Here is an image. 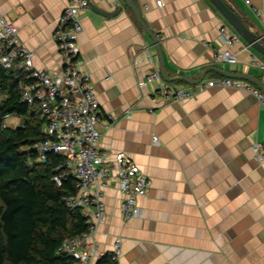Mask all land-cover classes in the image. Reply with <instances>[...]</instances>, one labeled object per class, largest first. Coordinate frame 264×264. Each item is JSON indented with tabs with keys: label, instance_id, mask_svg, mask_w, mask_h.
I'll list each match as a JSON object with an SVG mask.
<instances>
[{
	"label": "crops",
	"instance_id": "1",
	"mask_svg": "<svg viewBox=\"0 0 264 264\" xmlns=\"http://www.w3.org/2000/svg\"><path fill=\"white\" fill-rule=\"evenodd\" d=\"M67 1L0 0V14L34 51L37 69L62 68L53 34ZM223 1L264 34V0ZM120 2L115 16L89 8L80 15L79 59L91 76L101 113L115 116L110 128L97 127L100 149L124 153L151 183L137 199L141 215L130 219L121 214L116 183L104 189L105 213L94 235L97 250L110 251L119 237L122 253L116 264H264V167L251 150L264 140V105L246 89L203 87L225 77L213 69L196 84L166 81L151 39ZM136 3L160 43L170 78L195 80L216 67L264 82V70L250 64L257 54L238 35L232 46L220 42L221 26L235 32L208 0ZM225 49L237 54L235 63L213 58L214 51ZM152 71L166 86L189 89L193 96L164 99L156 81L145 82ZM20 123L12 117L9 126Z\"/></svg>",
	"mask_w": 264,
	"mask_h": 264
},
{
	"label": "built area",
	"instance_id": "2",
	"mask_svg": "<svg viewBox=\"0 0 264 264\" xmlns=\"http://www.w3.org/2000/svg\"><path fill=\"white\" fill-rule=\"evenodd\" d=\"M155 3L160 6L161 0H155ZM87 9L86 0H68L64 6L53 34L62 57V68L53 73L34 67V51L20 41L16 27L0 14V66L26 73V82H19L18 85L20 101L30 106L38 105L44 119L45 138L31 146L37 153L36 161L44 162L48 153L62 156L52 180L60 185L65 176L73 178L76 193L64 196L63 200L69 207L81 208L86 218V230L65 239L59 247V251L74 258L76 264H96L106 254L115 261L122 253L119 237L114 239L108 252H100L96 247L94 235L105 213L104 189L110 183H116L121 194V214L124 219H130L141 215L137 199L145 194L151 183L130 157L122 152L109 154L99 147L101 134L97 127L110 128L115 116L110 112L101 113L91 76L83 69L79 59L80 15ZM218 36L220 42L228 46L239 40L227 26L219 28ZM213 58L235 63L237 54L225 49L214 51ZM250 64L264 70V61L257 56L250 59ZM153 81L157 82V93L164 99L180 101L193 96L189 89L166 86L158 71L145 76V82ZM202 86L246 89L264 105V92L245 80L223 77ZM11 118L9 114L0 113L2 129L10 127ZM152 141L156 142L157 137L153 136ZM251 150L264 167V140L254 143Z\"/></svg>",
	"mask_w": 264,
	"mask_h": 264
},
{
	"label": "trees",
	"instance_id": "3",
	"mask_svg": "<svg viewBox=\"0 0 264 264\" xmlns=\"http://www.w3.org/2000/svg\"><path fill=\"white\" fill-rule=\"evenodd\" d=\"M19 82L26 73L0 66V113L21 120L3 129L0 121V264H76L59 247L86 230V218L63 200L76 193L73 178L52 180L62 156L36 161L31 146L45 138L44 119L38 105L20 101ZM96 264L116 262L106 254Z\"/></svg>",
	"mask_w": 264,
	"mask_h": 264
},
{
	"label": "water",
	"instance_id": "4",
	"mask_svg": "<svg viewBox=\"0 0 264 264\" xmlns=\"http://www.w3.org/2000/svg\"><path fill=\"white\" fill-rule=\"evenodd\" d=\"M88 4V8L92 11L96 12L99 15L109 17L115 16L120 12L122 9V5L120 4L121 0H97V3L93 2L92 0H86ZM123 5L127 6L134 14L137 22L142 27L144 32L149 36L152 41V45L156 50L157 57L159 59L160 64V71L162 77L168 81H175V80H183L188 83L196 84L199 83L202 78L204 77L205 72L209 69H213L218 71L225 77L228 78H236L241 80H247L257 86L262 92H264V82L260 81L258 78L249 75V74H241V73H231L229 71L218 69L216 67H209L205 69V71L200 75L198 79L191 80L187 77L179 76L176 78H170L167 74L164 58L162 54V50L160 47V43L155 36L154 33L147 27L145 22L142 19L139 7L136 3V0H122ZM213 7L217 10V12L221 15V17L226 21V23L233 29V31L239 36V38L245 42L246 46L251 48L257 56L264 57V34L260 33L258 30L254 29L252 25L247 26L248 23L247 19L242 15L238 10L231 9L223 0H208ZM103 4H113L114 7L111 10H106L102 7ZM249 24V23H248Z\"/></svg>",
	"mask_w": 264,
	"mask_h": 264
},
{
	"label": "rangeland",
	"instance_id": "5",
	"mask_svg": "<svg viewBox=\"0 0 264 264\" xmlns=\"http://www.w3.org/2000/svg\"><path fill=\"white\" fill-rule=\"evenodd\" d=\"M13 117V116H12Z\"/></svg>",
	"mask_w": 264,
	"mask_h": 264
}]
</instances>
